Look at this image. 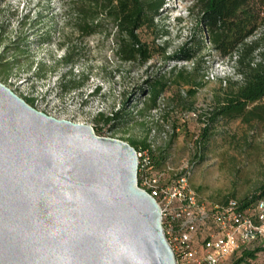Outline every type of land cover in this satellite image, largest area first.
Here are the masks:
<instances>
[{
    "label": "rangeland",
    "instance_id": "374dc122",
    "mask_svg": "<svg viewBox=\"0 0 264 264\" xmlns=\"http://www.w3.org/2000/svg\"><path fill=\"white\" fill-rule=\"evenodd\" d=\"M188 7L184 0H165L154 27L139 32L153 58L131 64L116 56L108 20L99 22L95 34L82 36L65 0H0V83L25 102L33 100L29 106L35 110L90 126L99 137L139 145L146 141L154 148L172 140L162 171L166 181L186 169L189 186L200 200H241L264 180V126L218 119L210 125L209 140H202L200 148L196 144L230 69L225 62L208 60V48L200 55L202 72H192V63L172 59L190 46L196 50L195 42H189L198 32V15ZM67 50L74 60L71 69L61 64ZM200 57L196 61L202 66ZM181 68L185 71L179 77ZM84 78L81 87L69 89ZM154 81L166 88L158 108L148 111L142 91ZM190 113L195 117L183 119ZM103 118L112 121L105 124ZM251 263L264 264V252Z\"/></svg>",
    "mask_w": 264,
    "mask_h": 264
},
{
    "label": "water",
    "instance_id": "95a60500",
    "mask_svg": "<svg viewBox=\"0 0 264 264\" xmlns=\"http://www.w3.org/2000/svg\"><path fill=\"white\" fill-rule=\"evenodd\" d=\"M137 153L0 83V264H175Z\"/></svg>",
    "mask_w": 264,
    "mask_h": 264
},
{
    "label": "trees",
    "instance_id": "16d2710c",
    "mask_svg": "<svg viewBox=\"0 0 264 264\" xmlns=\"http://www.w3.org/2000/svg\"><path fill=\"white\" fill-rule=\"evenodd\" d=\"M65 1L67 12L74 18L72 20L82 36L95 34L102 20L112 23L116 40L115 54L120 61L144 64L153 58L150 48L140 40L139 32L154 27V21L159 16V10L165 5V0ZM184 1L189 4L188 11H196L198 15V32L189 42L190 45L195 42L196 50L190 46L186 50H180L182 53L180 57L172 59L192 63V72H202L204 58L200 55L208 48L206 55L208 60L216 59L225 62L238 76V79L226 78L220 81V86H223L222 94L216 97L213 110L206 114L208 123L196 144L200 148L202 140H209L210 125L218 119L239 120L244 125L257 122L264 126V0ZM162 51L165 54V49L162 48ZM196 57H200L202 66H199ZM61 64L70 69L74 66V60L68 50ZM184 71V68L179 70V77H182ZM85 80L86 78L80 84H71L69 89H78ZM184 81L186 84L191 83L189 80ZM192 84L201 85L195 82ZM165 88V83L154 81L146 92L142 91L143 103L148 111H155L158 108ZM26 103L32 105L33 100L27 99ZM127 115L128 112L125 111L123 118ZM100 117L103 116L100 115ZM103 121L109 124L112 119L103 118ZM171 142L172 140L166 146L154 149L146 141L140 145L134 141H129L128 144L136 152L148 151L149 166L147 168L152 173L165 170ZM229 200L236 199H225L221 203ZM262 200H264V180L254 193L236 201L242 207H247ZM259 251L261 250L244 251L233 264L254 260Z\"/></svg>",
    "mask_w": 264,
    "mask_h": 264
},
{
    "label": "built area",
    "instance_id": "2783aa9c",
    "mask_svg": "<svg viewBox=\"0 0 264 264\" xmlns=\"http://www.w3.org/2000/svg\"><path fill=\"white\" fill-rule=\"evenodd\" d=\"M228 66L227 78L238 79ZM182 117L194 118L195 114ZM150 147L154 149L152 144ZM136 153L140 173L137 186L160 209L163 234L175 264H227L244 251L264 252V200L247 207L236 200L216 204L202 201L191 190L186 169L166 181L165 172H149L147 150ZM245 264H252L251 260Z\"/></svg>",
    "mask_w": 264,
    "mask_h": 264
}]
</instances>
